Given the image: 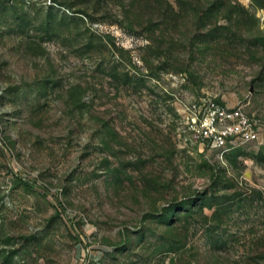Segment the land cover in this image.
Listing matches in <instances>:
<instances>
[{
	"label": "rangeland",
	"instance_id": "374dc122",
	"mask_svg": "<svg viewBox=\"0 0 264 264\" xmlns=\"http://www.w3.org/2000/svg\"><path fill=\"white\" fill-rule=\"evenodd\" d=\"M205 95L264 123V0H0V264H264V130L204 148Z\"/></svg>",
	"mask_w": 264,
	"mask_h": 264
},
{
	"label": "built area",
	"instance_id": "2783aa9c",
	"mask_svg": "<svg viewBox=\"0 0 264 264\" xmlns=\"http://www.w3.org/2000/svg\"><path fill=\"white\" fill-rule=\"evenodd\" d=\"M181 122L193 139L223 156L238 143L259 141L264 123L242 106H231L212 96L182 102Z\"/></svg>",
	"mask_w": 264,
	"mask_h": 264
}]
</instances>
